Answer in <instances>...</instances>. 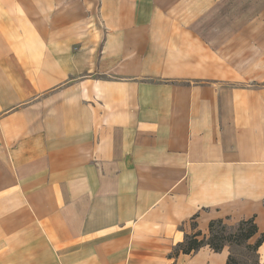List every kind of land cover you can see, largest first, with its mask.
<instances>
[{"label":"crops","instance_id":"1","mask_svg":"<svg viewBox=\"0 0 264 264\" xmlns=\"http://www.w3.org/2000/svg\"><path fill=\"white\" fill-rule=\"evenodd\" d=\"M223 1L0 0V264H227L172 257L218 219L258 240L264 38Z\"/></svg>","mask_w":264,"mask_h":264},{"label":"trees","instance_id":"2","mask_svg":"<svg viewBox=\"0 0 264 264\" xmlns=\"http://www.w3.org/2000/svg\"><path fill=\"white\" fill-rule=\"evenodd\" d=\"M258 233V227L254 219L242 220L236 225H229L223 219L213 220L209 224V236H204L200 231L188 235L184 242L178 244L172 252V257L180 253L190 254L199 250L203 246L208 245L214 251L218 252L225 246H245L248 251L253 253V264H260L258 258V248L264 240V232L254 244L248 241ZM227 264H241L240 261L233 255H229Z\"/></svg>","mask_w":264,"mask_h":264},{"label":"rangeland","instance_id":"3","mask_svg":"<svg viewBox=\"0 0 264 264\" xmlns=\"http://www.w3.org/2000/svg\"><path fill=\"white\" fill-rule=\"evenodd\" d=\"M220 4L232 6L231 15L228 19L231 18V21L235 20L234 22H229V27L226 30L220 31H226V33L231 31L233 36L240 39L246 36L248 41L253 39V43L259 42L260 39L264 38V0H224ZM254 39L259 41H254ZM259 45H253V47ZM256 63L260 62L256 61ZM231 248L233 255L241 264H253L254 255L245 246L232 245Z\"/></svg>","mask_w":264,"mask_h":264}]
</instances>
